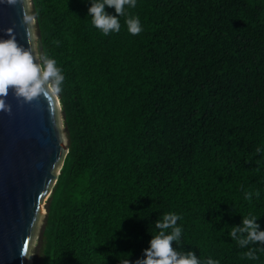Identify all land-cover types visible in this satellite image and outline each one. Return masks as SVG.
Returning <instances> with one entry per match:
<instances>
[{"label":"trees","instance_id":"obj_1","mask_svg":"<svg viewBox=\"0 0 264 264\" xmlns=\"http://www.w3.org/2000/svg\"><path fill=\"white\" fill-rule=\"evenodd\" d=\"M67 152L40 264H264V0H30Z\"/></svg>","mask_w":264,"mask_h":264},{"label":"water","instance_id":"obj_2","mask_svg":"<svg viewBox=\"0 0 264 264\" xmlns=\"http://www.w3.org/2000/svg\"><path fill=\"white\" fill-rule=\"evenodd\" d=\"M66 152L54 96L35 66L25 0H0V264H26L41 200Z\"/></svg>","mask_w":264,"mask_h":264},{"label":"rangeland","instance_id":"obj_3","mask_svg":"<svg viewBox=\"0 0 264 264\" xmlns=\"http://www.w3.org/2000/svg\"><path fill=\"white\" fill-rule=\"evenodd\" d=\"M26 9H27V14H28V19L30 20V26L32 30L31 38H32V48H33V56H34V62L35 66L38 72V76L42 80V83L46 87V89L56 98V92L55 90L49 85L48 81L43 77L40 66H39V59H38V53H37V33H36V26L35 22L33 20V12H32V7L30 0H26ZM57 123L60 131V138L62 144L66 145L67 144V139L64 131V127L62 124V113L59 108V112L57 114ZM61 163H58L57 168L55 170V175L57 176L59 172V167ZM54 180L50 183L48 186V190L45 194V196L42 198L41 203H40V208L37 214V221L33 229L32 233V238L30 240L28 250H27V255H26V264H40L41 261V253H40V232L43 224V220L45 218L46 214V204H47V199L49 197V194L51 192L52 186L54 184Z\"/></svg>","mask_w":264,"mask_h":264},{"label":"bare ground","instance_id":"obj_4","mask_svg":"<svg viewBox=\"0 0 264 264\" xmlns=\"http://www.w3.org/2000/svg\"><path fill=\"white\" fill-rule=\"evenodd\" d=\"M25 3H26V0H25ZM29 25H30V20H29ZM30 30H31V26H30ZM31 34H32V30H31ZM54 100H55V104H56V113L58 114V112H59V105L57 103V99L54 98Z\"/></svg>","mask_w":264,"mask_h":264}]
</instances>
